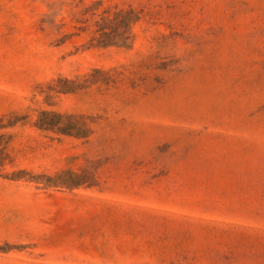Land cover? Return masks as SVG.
Segmentation results:
<instances>
[{"label": "rangeland", "instance_id": "374dc122", "mask_svg": "<svg viewBox=\"0 0 264 264\" xmlns=\"http://www.w3.org/2000/svg\"><path fill=\"white\" fill-rule=\"evenodd\" d=\"M0 264H264V0H0Z\"/></svg>", "mask_w": 264, "mask_h": 264}]
</instances>
